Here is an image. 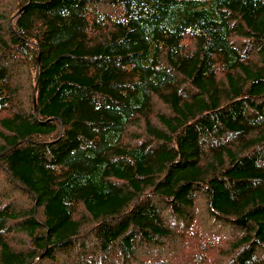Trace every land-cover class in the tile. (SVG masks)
Instances as JSON below:
<instances>
[{"label":"trees","instance_id":"16d2710c","mask_svg":"<svg viewBox=\"0 0 264 264\" xmlns=\"http://www.w3.org/2000/svg\"><path fill=\"white\" fill-rule=\"evenodd\" d=\"M15 4L0 264H264V0Z\"/></svg>","mask_w":264,"mask_h":264},{"label":"rangeland","instance_id":"374dc122","mask_svg":"<svg viewBox=\"0 0 264 264\" xmlns=\"http://www.w3.org/2000/svg\"><path fill=\"white\" fill-rule=\"evenodd\" d=\"M15 2H16V0H15ZM13 4H14V0L13 1L12 0H0V14H4V13L13 14L15 12V8H16V4H15V7ZM2 25H5V23H2ZM0 47H2L1 42H0ZM5 61L10 64L9 68L7 70V77L11 78L10 81H11V88L13 90L12 92L18 98L16 101H14L12 103V106H14V107H12L11 112H3L2 114H0V121L6 117H11L13 112H15V111L18 113H21V114H30V112H32L31 110H33L32 91L34 89V72L31 71V69L30 70L25 69L26 67H24V69H18V67L20 65L17 62H14L10 58L6 59ZM14 64L16 65L17 70H13ZM20 68H22V67H20ZM159 106H160V104L157 105V107H159ZM165 110H167L166 107H165ZM153 121L156 122V119L153 118ZM0 129H2L1 124H0ZM11 186H10L8 180L4 176L0 175V201L1 202L6 201L4 199V196L8 195L9 192H13V197H15L17 190H15L12 186V189H13V191H12L10 189ZM16 200H17L16 202L19 204L23 202L21 198H18ZM202 204H203V202H200V205H202ZM81 211H83V210L80 209L78 212L80 213ZM205 212H206V207H202V209L200 211L201 217L202 216L206 217ZM207 220H209L208 214H207ZM207 220H205V221H207ZM203 221H204V219L202 221L198 222V224L200 223V229L205 227V224L203 223ZM190 234H191V227H190ZM212 238L217 240L216 237H212Z\"/></svg>","mask_w":264,"mask_h":264},{"label":"bare ground","instance_id":"6f19581e","mask_svg":"<svg viewBox=\"0 0 264 264\" xmlns=\"http://www.w3.org/2000/svg\"><path fill=\"white\" fill-rule=\"evenodd\" d=\"M13 1V0H12ZM17 1V0H16ZM10 14V13H9ZM11 15V14H10ZM2 18V17H1ZM16 18V17H15ZM5 20H6V18H5ZM5 23V22H4ZM253 28V27H252ZM14 50V49H13ZM2 58V57H1ZM20 71V70H19ZM14 78V77H13ZM20 88V87H19ZM19 94V93H18ZM18 98V97H17ZM24 99V98H23ZM27 107V106H26ZM32 111V110H31ZM165 211V210H164ZM171 223V222H170ZM169 224V223H168ZM172 231H174V230H172ZM245 236V235H244ZM224 243H226V242H224ZM229 246V245H228ZM119 252V251H118ZM223 256H225V255H223ZM208 258V257H207ZM105 261V260H104Z\"/></svg>","mask_w":264,"mask_h":264}]
</instances>
